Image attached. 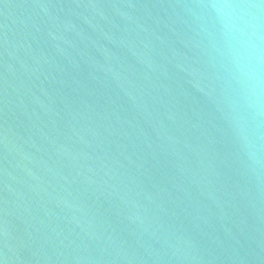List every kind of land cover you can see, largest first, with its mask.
Wrapping results in <instances>:
<instances>
[{"label":"water","instance_id":"95a60500","mask_svg":"<svg viewBox=\"0 0 264 264\" xmlns=\"http://www.w3.org/2000/svg\"><path fill=\"white\" fill-rule=\"evenodd\" d=\"M0 264H264V0H0Z\"/></svg>","mask_w":264,"mask_h":264}]
</instances>
